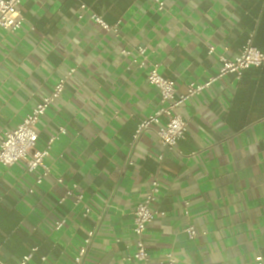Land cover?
<instances>
[{"label":"crops","instance_id":"0c3cea01","mask_svg":"<svg viewBox=\"0 0 264 264\" xmlns=\"http://www.w3.org/2000/svg\"><path fill=\"white\" fill-rule=\"evenodd\" d=\"M164 1L160 13L153 0H22L21 29L0 32V136L77 70L38 125L39 149L66 129L47 160L51 175L37 185L39 170L0 166V264H19L34 248L28 264H76L91 231L83 264H157L170 253L178 264L264 259V64L239 79L225 76L181 106L187 132L170 151L156 126L134 139L162 104L148 70L121 53L145 48L138 59L158 65L183 94L214 77L219 56H238L251 36L264 53V0ZM58 178L85 190L87 217L83 205L59 203ZM153 180L160 182L153 209L163 215L149 224V262L139 263L129 260L133 213ZM189 225L195 240L184 233Z\"/></svg>","mask_w":264,"mask_h":264},{"label":"built area","instance_id":"2783aa9c","mask_svg":"<svg viewBox=\"0 0 264 264\" xmlns=\"http://www.w3.org/2000/svg\"><path fill=\"white\" fill-rule=\"evenodd\" d=\"M160 13L166 11V3L164 0H153ZM22 0H0V32L6 31L14 34L21 29L25 18L21 13L20 6ZM87 10L85 5L81 6V13L79 19H83V14ZM90 19L99 24L106 30H113L116 37H120L117 27H109L101 17L93 14ZM253 36L242 47L241 53L234 57L228 58L225 55L219 56L220 69L218 73L209 79L204 84L191 83L187 91L183 94L177 92L176 83L172 80L165 78L159 72L158 65L150 64L144 57L139 60V57L145 56L146 49L143 47H135L132 49L123 48L121 53L124 56H134V62L140 70L147 71V81L150 85L158 90L160 102L162 106L151 114L146 119L138 124V128L134 135L137 140L147 130L153 126L157 127L156 135L159 142L170 151H178V143L185 139L187 132V124L184 121L180 108L187 101L195 98L203 93L214 82L223 79L227 75H234L240 78L244 71L252 67H260L264 64V53L258 50L252 42ZM215 47L209 48V54H214ZM76 68H72L64 75L56 84L52 93L44 97L30 113H28L22 123L14 129L4 131L0 136V166L13 167L18 163H22L28 173H35L40 171L36 178V184L40 185L52 173V167L48 164L47 160L51 156L54 143L64 134L66 129L61 127L57 134L53 135L45 144L44 148L39 149V128L38 125L42 117L46 115L52 105L60 98L65 90V85L68 80L75 75ZM166 117L167 121L163 124L161 118ZM163 155L159 156V160H163ZM129 165H132L129 162ZM56 183L61 185L64 193L59 200L63 204L67 200H73L74 205H83V216L87 217L91 212V207L85 202V190L76 183H66L63 178H58ZM33 193V190L30 191ZM160 194V182L153 180L145 197L140 201L133 215V237L135 238L136 249L135 252L129 256V260L139 263H148L149 254L146 248L145 235L149 224H151L157 216L163 215L153 209V204L156 203ZM66 223L65 219L56 222L55 228L60 230ZM184 233L189 240H195L198 236L195 226L189 225L184 229ZM95 232L91 231L84 241V245L79 249L75 257L76 264H83L87 258ZM37 248L23 257L19 264H28L34 257ZM43 261L46 258H42ZM157 264H178L177 258L172 254H168L164 260L159 261ZM255 264H264L262 256L255 259Z\"/></svg>","mask_w":264,"mask_h":264}]
</instances>
